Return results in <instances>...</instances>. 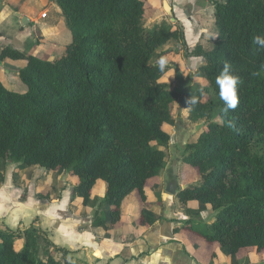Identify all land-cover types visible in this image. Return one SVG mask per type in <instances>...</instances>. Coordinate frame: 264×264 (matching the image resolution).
<instances>
[{
  "label": "trees",
  "instance_id": "16d2710c",
  "mask_svg": "<svg viewBox=\"0 0 264 264\" xmlns=\"http://www.w3.org/2000/svg\"><path fill=\"white\" fill-rule=\"evenodd\" d=\"M147 1L55 0L72 34L61 57L49 61L10 46L1 50L0 62L27 61L19 71L27 91L8 90L0 80V184L9 163L64 170L80 179L75 193L84 204L95 207L103 202L92 201L91 193L103 180L110 225L100 210L93 225L112 229L121 223L123 201L137 193L145 204L148 182L167 166L171 136L166 126L178 102L189 109L190 122L207 121L183 158L201 183L181 190L179 200L214 211L213 234L198 233L207 243L234 258L253 249L261 255L264 72L255 73L264 66V49L253 45V37L264 35V0H210L217 28L212 45L206 49L200 43L189 52L205 59L196 73L207 85L203 95L191 85L179 92L169 89L161 82L164 75L149 64L164 55L167 44L184 45L185 33L178 24L146 27ZM225 63L242 81L240 102L227 114L215 82ZM191 95L200 98L194 106L187 104ZM154 224L142 209L139 225ZM20 237L25 245L17 250ZM51 246L34 226L24 232L0 228V264H75L55 259Z\"/></svg>",
  "mask_w": 264,
  "mask_h": 264
},
{
  "label": "crops",
  "instance_id": "0c3cea01",
  "mask_svg": "<svg viewBox=\"0 0 264 264\" xmlns=\"http://www.w3.org/2000/svg\"><path fill=\"white\" fill-rule=\"evenodd\" d=\"M199 1H147L145 19L151 24L156 23L152 27L168 23L181 25L184 29V45L171 42L162 49L163 56L168 58L169 70L161 82L171 84L172 90L178 86L177 80L171 76L175 68L187 73V77L183 75L184 82H192L205 59L191 56L189 52L200 43L207 48L206 43L212 42L215 35L209 36L210 16L215 17V7L210 0H203L200 4ZM71 42V31L55 0H0V52L10 46L53 61L63 55ZM6 62L18 68L16 73L19 76L27 61L0 62V80L10 90L5 85V77L17 78L9 74L13 71L3 68ZM172 115L173 122L166 126L171 136L167 166L158 177L148 182L145 204L137 193L123 201L121 223L112 229L93 225L97 210L102 211L107 226L110 225L111 206L104 202L107 194L105 181L98 180L91 193L92 201L103 203L86 206L75 193L80 184L78 177L64 170L27 168L13 163L6 166L5 181L0 184V228L24 232L34 226L51 242L50 251L55 259L63 263L238 264L223 248L207 243L198 234L202 229L195 226V221L207 219L209 227L213 228L214 211L197 201L183 205L179 200L180 191L194 185V179L199 177L183 158L188 144L196 141L203 130L197 129L202 121L190 122L189 109L178 102L173 105ZM175 160L178 162L177 176L173 171ZM175 178L179 187L177 194L171 195L167 189ZM142 209L155 218L153 226L139 225ZM23 245L25 242L21 246L16 242L17 250ZM253 254L252 250L241 252L236 259L245 258L248 264H259L264 260L263 255L259 258Z\"/></svg>",
  "mask_w": 264,
  "mask_h": 264
},
{
  "label": "rangeland",
  "instance_id": "374dc122",
  "mask_svg": "<svg viewBox=\"0 0 264 264\" xmlns=\"http://www.w3.org/2000/svg\"><path fill=\"white\" fill-rule=\"evenodd\" d=\"M214 10V9H213ZM214 21H215V17L212 15V16H210V23H209V28H210V35L209 36H213L215 33H216V26H215V24H214ZM156 24V23H155ZM155 24H151V23H149V21H148V19H145V17H144V25L145 26H147V27H152V26H154ZM69 29V28H68ZM207 39V38H206ZM211 44H212V42H207L206 43V46H207V48L206 49H209L210 47H211ZM3 68H4V66H3ZM179 69H178V67H176L175 68V71H174V73L171 75V76H173L174 77V79H176L177 80V88L175 89L176 91H181L185 86H187V85H192L193 87H197V88H203V89H205L206 87H207V85H205L204 84V79L203 78H201V77H198V76H194V77H192V82H184L183 81V74L180 72V71H178ZM10 71V70H9ZM10 75H11V77L12 76H15L17 79L15 80V79H11L10 77H5V85L10 89V90H12V91H14V92H18V93H23V92H25L26 91V85L22 82V80L19 78V76H18V74L16 73V72H10L9 73ZM168 75H169V73H168ZM189 79L191 78L190 77V75H189V77H188ZM200 80V81H199ZM163 84H165V85H167L168 87H169V89H171L172 87H171V84L169 85V84H167V83H163ZM207 98L209 99L210 98V94H208L207 93ZM176 104V102H173V104H172V113H173V105H175ZM215 120L216 121H219L220 119L219 118H215ZM207 126V121L206 120H204V121H202V124L201 125H199L198 127H197V129L198 130H204L205 129V127ZM30 168H33V167H30ZM19 174V173H18ZM17 177V176H16ZM180 178V183H181V181H182V176H180L179 177ZM199 178V179H198ZM197 179H194V185H199L200 183H201V177L199 176ZM187 186V185H186ZM101 213H102V211H100ZM216 219V216H215V213H214V215H213V217H212V221L213 220H215ZM207 219H199V220H197V222L195 221V226L196 227H200L201 229H202V231H200V232H203V233H206V234H213V228H210L209 227V223H208V221H206ZM209 221H210V219H209ZM194 226V227H195ZM17 242H18V246H21L22 244H24V242H25V240L23 239V238H18V240H17ZM24 246V245H23ZM43 246L44 245H41L40 246V250L38 251V254L40 255V257L39 258H43V251H44V249H43ZM24 247H22V248H20L21 250L23 249ZM226 252H227V254H228V256H231L230 255V252L227 250V249H225V248H223ZM252 252H254L255 254H253V256H259V258H262V256L261 255H263L264 256V251H262L263 252V254H261L260 255V253L256 250V249H253L252 250ZM233 261H235L236 263H238V264H248V262H246V259L245 258H243V259H236V258H234V257H230ZM260 260H262V259H260ZM253 264V263H252ZM259 264H264V260L263 261H261Z\"/></svg>",
  "mask_w": 264,
  "mask_h": 264
},
{
  "label": "clouds",
  "instance_id": "9594fccd",
  "mask_svg": "<svg viewBox=\"0 0 264 264\" xmlns=\"http://www.w3.org/2000/svg\"><path fill=\"white\" fill-rule=\"evenodd\" d=\"M253 45L259 49H264V35H255L253 37ZM149 64L155 67L161 75H167L169 69V62L166 56H159L155 62L149 60ZM264 72V66L261 70L255 73V75H261ZM181 73L187 77V73L181 70ZM216 85L219 89V98L223 102L224 107L222 109L224 114H227L229 110H234L239 104V85L242 83L240 77L232 72L230 63H225L221 73L216 78ZM201 95H203V88L200 89ZM199 97L191 95L187 104L194 106L199 102Z\"/></svg>",
  "mask_w": 264,
  "mask_h": 264
},
{
  "label": "water",
  "instance_id": "95a60500",
  "mask_svg": "<svg viewBox=\"0 0 264 264\" xmlns=\"http://www.w3.org/2000/svg\"><path fill=\"white\" fill-rule=\"evenodd\" d=\"M24 20H27L26 18H23ZM24 25V22L22 23ZM4 66V69L6 70H10V71H18V68H16L15 66L9 64V63H4L3 64ZM177 160H175L173 162V171H174V175L177 176L178 175V167H177ZM178 187H179V184H178V181H177V178H175L173 180V182H171L168 186V189H167V192L171 195H176L177 194V191H178ZM184 189H186V187H184Z\"/></svg>",
  "mask_w": 264,
  "mask_h": 264
}]
</instances>
